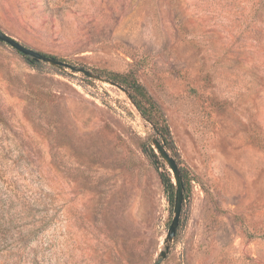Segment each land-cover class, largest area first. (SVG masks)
I'll use <instances>...</instances> for the list:
<instances>
[{"label":"rangeland","instance_id":"rangeland-1","mask_svg":"<svg viewBox=\"0 0 264 264\" xmlns=\"http://www.w3.org/2000/svg\"><path fill=\"white\" fill-rule=\"evenodd\" d=\"M0 30L102 78L0 42V264H264V0H0ZM115 77L169 128L170 243L173 174Z\"/></svg>","mask_w":264,"mask_h":264},{"label":"water","instance_id":"water-1","mask_svg":"<svg viewBox=\"0 0 264 264\" xmlns=\"http://www.w3.org/2000/svg\"><path fill=\"white\" fill-rule=\"evenodd\" d=\"M0 42L5 43L9 45L10 47H12L19 55H21L22 57H25L27 61L48 63L60 69L69 68L72 71L81 72L83 75L89 78H94V79H99V80L102 79L100 75L94 74L85 68L70 65L54 57L47 56L34 49L28 48L20 44L16 40H14L11 36L4 33L2 30H0ZM107 81L111 85L121 89L122 91H124L126 94L130 96L128 90L125 89L122 85L116 82H113V81H109V80ZM151 141H152L153 147L155 148L157 153L160 155V157L164 160V162L167 164V166L169 167V169L171 170L173 174V181H174L173 185L175 187V193H174L175 196H174V203H173V218L170 223L167 236H166V241H165V243H170L174 240V237L177 232V228L179 226L180 215H181V210H182V203H183V189H184L183 181L180 176V171L176 163V160L167 150L164 141L158 135H155ZM168 250H169V245L167 244L165 246V250L160 252V257L165 258Z\"/></svg>","mask_w":264,"mask_h":264},{"label":"trees","instance_id":"trees-1","mask_svg":"<svg viewBox=\"0 0 264 264\" xmlns=\"http://www.w3.org/2000/svg\"><path fill=\"white\" fill-rule=\"evenodd\" d=\"M26 59V58H25ZM27 60V59H26ZM30 64H35V62L27 61ZM115 78H109L110 81L116 82ZM123 82V81H122ZM124 85L130 93V97L141 114V116L147 120L154 128L156 133L160 136V138L164 141L165 146L172 150V143H171V136L169 132V128L166 124L165 118L160 112V108L158 107L157 103L154 99L150 96V94L146 91V89L137 83L136 81L127 82L124 81ZM150 154L152 156H156L154 151L151 149ZM161 182L168 192L171 202L174 196L175 187L171 181L170 175L165 171L164 173L160 174Z\"/></svg>","mask_w":264,"mask_h":264}]
</instances>
